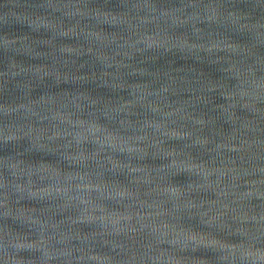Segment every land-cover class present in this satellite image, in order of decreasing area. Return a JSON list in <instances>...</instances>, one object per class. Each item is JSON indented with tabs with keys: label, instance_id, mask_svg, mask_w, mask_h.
I'll use <instances>...</instances> for the list:
<instances>
[{
	"label": "water",
	"instance_id": "obj_1",
	"mask_svg": "<svg viewBox=\"0 0 264 264\" xmlns=\"http://www.w3.org/2000/svg\"><path fill=\"white\" fill-rule=\"evenodd\" d=\"M0 264H264V0H0Z\"/></svg>",
	"mask_w": 264,
	"mask_h": 264
}]
</instances>
